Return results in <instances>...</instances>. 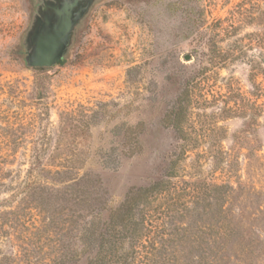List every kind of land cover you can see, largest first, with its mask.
<instances>
[{"label": "rangeland", "instance_id": "374dc122", "mask_svg": "<svg viewBox=\"0 0 264 264\" xmlns=\"http://www.w3.org/2000/svg\"><path fill=\"white\" fill-rule=\"evenodd\" d=\"M35 14V0H0V173L22 181L36 155L49 170L79 160L115 209L129 189L148 186L180 159L179 173L194 182L217 179L247 195L243 205L248 213L260 210L263 239L260 0H99L75 29L66 64L40 72L26 66L23 47ZM217 51L227 55L220 66ZM202 68L190 138L179 141L162 115L183 79ZM64 113L74 118L65 125ZM84 115L96 125L77 130ZM122 126L141 132L131 157L120 155ZM9 143L16 144L11 153ZM218 152L220 170L213 164ZM67 228L66 212L52 224L34 216L19 229L31 256L15 264H48L59 241L67 243Z\"/></svg>", "mask_w": 264, "mask_h": 264}, {"label": "trees", "instance_id": "16d2710c", "mask_svg": "<svg viewBox=\"0 0 264 264\" xmlns=\"http://www.w3.org/2000/svg\"><path fill=\"white\" fill-rule=\"evenodd\" d=\"M217 52L213 60L220 66L227 62V55ZM205 70L183 79L173 106L162 115V125L179 141L190 138L189 109ZM260 76L264 78V0H260ZM81 117L87 119L79 121L77 130L96 125L89 123L91 117ZM73 119L68 113L60 116L64 125ZM120 129V155L137 154L139 126ZM11 144L16 146L7 144L10 153L14 151ZM217 154L220 158L213 164L220 170L224 159L222 152ZM78 162L64 161L49 170L36 155L22 181L0 173V264H15L19 257L31 256L27 237H21L19 229L34 216L42 215L52 224L63 212L67 243L59 241L48 264H260L264 260V237L260 239V219L255 215L260 216V210L248 213L243 205L247 195L233 185L217 179L194 182L179 173L177 159L161 178L129 189L122 203L110 209L99 178L82 173L83 164Z\"/></svg>", "mask_w": 264, "mask_h": 264}, {"label": "water", "instance_id": "95a60500", "mask_svg": "<svg viewBox=\"0 0 264 264\" xmlns=\"http://www.w3.org/2000/svg\"><path fill=\"white\" fill-rule=\"evenodd\" d=\"M99 0H44L24 40L25 64L32 69L62 67L75 29ZM189 61L190 57H184Z\"/></svg>", "mask_w": 264, "mask_h": 264}, {"label": "flooded vegetation", "instance_id": "af4514ba", "mask_svg": "<svg viewBox=\"0 0 264 264\" xmlns=\"http://www.w3.org/2000/svg\"><path fill=\"white\" fill-rule=\"evenodd\" d=\"M44 0H35V4H36V11L39 9V7L42 5Z\"/></svg>", "mask_w": 264, "mask_h": 264}]
</instances>
